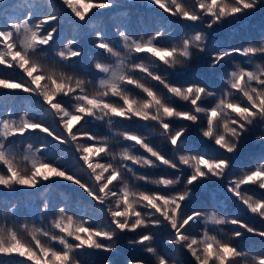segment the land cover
<instances>
[{"label": "snow or ice", "instance_id": "6c2138e0", "mask_svg": "<svg viewBox=\"0 0 264 264\" xmlns=\"http://www.w3.org/2000/svg\"><path fill=\"white\" fill-rule=\"evenodd\" d=\"M147 2L170 16L190 22L188 27L200 23L204 30L186 34L179 44L168 46L159 43L168 35L165 29L149 35L146 40L133 39L126 31L117 29L122 42L119 46L97 32L92 40L93 47L111 61L97 60L92 79H85L72 72L75 59L84 54L83 48L78 46L79 38L73 36L62 47H53L55 35L59 34L56 15L40 18L28 11L17 17L10 6H5L6 0H0V6H4L0 14L7 17L0 24V65L19 69L26 77L16 81L0 77V89L36 96L41 107L46 106L47 113L57 120V131H53L27 118V114L19 121L12 118L11 112L0 117V187L36 189L42 182L62 179L82 189L87 198L99 205L107 221L104 226H93L91 217L78 220L65 206H60L52 222V228L59 235L40 227L29 229L25 225L22 230L30 232V242L23 240L14 227L3 224L0 225V255L24 258L19 264H25V260L30 264H77V253L86 250L113 252L121 234L133 233L127 243L138 247L140 254L128 259L127 264H177L167 251L155 245L158 231L164 229L169 234L166 244L182 249L191 257L183 264H249V253L242 250L237 241L244 238L245 232L264 239V227L255 228L235 218L225 219L215 211H185L194 185L208 180H226L223 185L226 193L264 221V199H254L241 192L244 185H256L264 190V162L239 177L229 178L234 159L254 129L260 131L255 140L264 144V65L256 64L248 69L238 64L235 70L226 73L219 97L199 80L172 83L167 79L169 74L185 75L175 70L187 68L195 58L203 60L208 70L214 72L222 61L234 54L248 58L249 62L257 53L264 54V41L259 46L250 44L211 52L205 43L206 37L211 36L206 30L258 8L264 9V0H192L191 4L181 0ZM62 3L81 24L87 23L86 17L91 10L116 6L114 0H62ZM50 21H55V25H49ZM197 53L206 55L207 59L203 55L197 57ZM146 57L147 63L137 62ZM156 61L165 66L163 74L154 70ZM168 70L173 71L169 73ZM137 72L162 85L166 93L137 79ZM89 86L95 91L90 93ZM129 86L138 89L143 97L133 95ZM174 99L186 102L190 108L181 110L175 106ZM115 118L125 121L135 118L144 122L150 131L171 146L175 159L154 147L146 135L128 130L112 131ZM173 120L187 123L174 126ZM92 121L105 122L111 136L98 135L92 130ZM34 130L74 148L91 182L86 183L56 163L38 157L36 153L45 151L47 145L34 149L28 144L20 152L21 145L15 144L12 138L24 137ZM193 130H198L204 140L216 146L212 153L200 152L188 143ZM117 136L122 142H131V146H125L119 154L112 152L110 147V141ZM136 146L147 156L133 152L131 148ZM134 165L164 166L174 175L158 178L138 175ZM129 174L136 181L155 184L164 190H141L129 183ZM15 207L8 208L4 214L14 212ZM47 210L46 203L40 210L41 215ZM197 220H202L206 228L231 224L244 232L236 230L224 238L222 234L209 235L205 231L198 237L189 232ZM41 236L49 243L42 242ZM54 244H59L60 248ZM251 264H264V251L252 255Z\"/></svg>", "mask_w": 264, "mask_h": 264}, {"label": "trees", "instance_id": "16d2710c", "mask_svg": "<svg viewBox=\"0 0 264 264\" xmlns=\"http://www.w3.org/2000/svg\"><path fill=\"white\" fill-rule=\"evenodd\" d=\"M95 2V0H93ZM184 4H191L192 0H181ZM115 7L111 9H93L89 13L87 23L81 24L71 9L67 8L62 3V0H6L5 6H10V11L15 12L16 16H23L28 11H33L35 14L44 18L48 15H56L59 18V34L55 35L56 44L54 48L62 47V44L67 39L77 36L79 38V47H82L84 54L81 58H76L73 63L72 72L77 76H82L85 79H92L95 72L94 63L97 60L102 62H110L111 58L106 54H101L100 50L93 47L92 40L95 38L97 32H102L104 37L119 46L122 42L118 36L117 29L124 30L133 39L140 40L147 39L149 35L165 29L167 36L160 39L159 43L162 45L179 44L187 35L194 34L196 31L204 30L202 24L197 23L188 27L190 22L181 21L178 17L170 16L164 13L162 9L147 2V0H114ZM79 6V5H78ZM4 6H0L2 9ZM7 19L6 16L0 14V24ZM55 21H50L49 25H55ZM45 25V27H49ZM211 32L210 38L206 37L205 43L208 45V51H223L234 48H242L251 45L259 46L264 41V9H257L254 12H249L247 15L237 17L235 20H227L219 25H215ZM197 50H194L196 53ZM207 56L197 53V57ZM137 62H148L146 57L144 60H137ZM252 69L256 64L264 65V54L257 53L251 58L234 54L226 58L218 66L214 72H210L203 60L195 58L187 68L176 69L177 72H183L185 75L177 76L169 74L167 79L172 83H184L187 80H199L206 84L209 89L216 92L217 97L223 91L224 79L226 73L235 70L237 65ZM154 70L160 71L162 74L165 66L159 61L155 62ZM173 70H168L171 73ZM137 79L143 80L144 83L156 87L160 92L166 93L162 85L157 82L145 78L143 74L135 73ZM0 77L9 78L12 81L19 80L23 77V73L19 69H7L0 65ZM133 95L143 97L138 89L129 86ZM88 91L94 92L95 89L89 86ZM176 107L181 110L190 108L184 101L178 99L173 100ZM69 102V106H70ZM207 103V101L205 102ZM11 112L12 118L19 121L25 117L39 122L53 131H57V120L46 111V106L41 107V103L34 95L23 93L19 90H4L0 89V117L5 116ZM174 126L187 123L184 121L173 120ZM92 130L98 135L111 136L108 125L102 121H92ZM128 130L138 132L148 137L149 142L160 151H162L169 158L175 159L171 152V146L167 145L162 138L150 131L144 122L136 120L132 121L121 120L115 118L112 131ZM259 129H254L249 140L245 142L240 150L239 155L234 159L232 170L229 173V178H235L243 175L246 171L253 170L259 162H264V144L255 140V136L259 135ZM15 144L21 145L20 152L28 144H32L34 149L40 148L42 145H47V149L43 152H37L36 155L42 159H47L49 162L56 163L59 167L65 169L74 176L79 177L86 183H90L87 170L82 166V161L77 159V154L74 148L61 145L52 141L45 133L39 130L29 131L24 137H13ZM86 141H81L84 143ZM91 143V142H87ZM188 143L193 145L197 150L203 153H212L215 145L209 141L204 140L198 130H193ZM125 146H131V142H122L117 136L110 141L112 152L119 154ZM133 152H139L145 156L139 146L131 148ZM22 159V157H21ZM107 159V158H105ZM158 163V162H157ZM138 175H145L151 178H158L160 176L174 175L171 169L164 166L158 168H147L139 165H134ZM129 183L138 186L141 190L146 191H160L164 190L157 185L145 183L143 181H136L131 174L128 175ZM227 181L208 180L197 183L193 186V196L187 202L185 211L191 212L193 210L215 211L217 215L223 216L225 219H239L247 223L249 226L255 228L264 227V221L260 219L258 214H252L247 207L237 200L231 194L226 193L223 187ZM242 194L245 196L251 195L254 199H264V190H260L256 185H244L241 188ZM47 203V212L41 215L40 210L44 208ZM15 205V211L5 215V211ZM79 189L77 185L72 184L62 179L54 178L47 182H42L36 189L14 188L6 190L0 187V225L6 224L9 227H14L21 235V238L26 242H30L32 236L30 232L23 231L25 225L29 229L33 226L40 227L46 231H52L53 234L59 233L52 228V222L57 218V210L60 206H65L69 214L74 215L76 219H93V226L106 225L105 214L100 211L99 205H95ZM239 230L238 226L225 224L221 226L208 225L205 227L202 220H197L189 228V232L196 236H201L205 231L209 235L222 234L224 238H228L231 232ZM134 236L133 233L121 234V237L116 241L113 252H104L101 250H86L85 253H77V264H127L128 259L138 256L140 254L138 247L130 246L127 239ZM40 239L44 243H49L46 237L41 236ZM169 239V234L166 230L158 231L155 245L163 248L170 256L177 262L183 264L185 260H190L191 257L183 252L182 249L167 245L166 241ZM237 243L242 250L247 251L249 264H251V256L264 251V239L248 234L245 232L244 238L238 240ZM54 247L60 248L59 244H54ZM147 255V254H145ZM24 258L13 256L0 255V262L3 264H19L20 260ZM25 264L30 262L25 260Z\"/></svg>", "mask_w": 264, "mask_h": 264}]
</instances>
